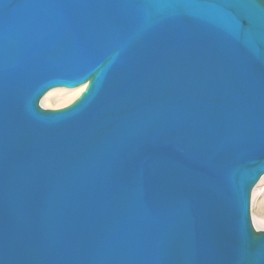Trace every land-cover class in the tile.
<instances>
[{
	"label": "water",
	"instance_id": "obj_1",
	"mask_svg": "<svg viewBox=\"0 0 264 264\" xmlns=\"http://www.w3.org/2000/svg\"><path fill=\"white\" fill-rule=\"evenodd\" d=\"M263 174L264 0H0V264H264Z\"/></svg>",
	"mask_w": 264,
	"mask_h": 264
},
{
	"label": "bare ground",
	"instance_id": "obj_2",
	"mask_svg": "<svg viewBox=\"0 0 264 264\" xmlns=\"http://www.w3.org/2000/svg\"><path fill=\"white\" fill-rule=\"evenodd\" d=\"M85 86L86 83L71 88H51L41 97L40 105L44 108L65 106L74 100L84 90ZM250 207V217L253 227L256 230L264 229V174L252 189Z\"/></svg>",
	"mask_w": 264,
	"mask_h": 264
},
{
	"label": "rangeland",
	"instance_id": "obj_3",
	"mask_svg": "<svg viewBox=\"0 0 264 264\" xmlns=\"http://www.w3.org/2000/svg\"><path fill=\"white\" fill-rule=\"evenodd\" d=\"M250 203H251V197H250ZM251 208V207H250ZM250 212H251V210H250ZM262 229V228H261Z\"/></svg>",
	"mask_w": 264,
	"mask_h": 264
}]
</instances>
